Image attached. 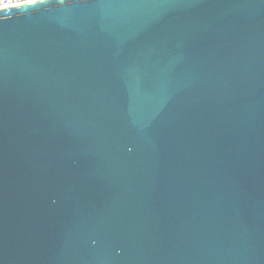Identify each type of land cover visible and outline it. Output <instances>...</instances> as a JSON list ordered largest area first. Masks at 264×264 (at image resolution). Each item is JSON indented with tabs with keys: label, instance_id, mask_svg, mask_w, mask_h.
I'll return each mask as SVG.
<instances>
[{
	"label": "water",
	"instance_id": "water-1",
	"mask_svg": "<svg viewBox=\"0 0 264 264\" xmlns=\"http://www.w3.org/2000/svg\"><path fill=\"white\" fill-rule=\"evenodd\" d=\"M0 264H264V0L0 10Z\"/></svg>",
	"mask_w": 264,
	"mask_h": 264
},
{
	"label": "built area",
	"instance_id": "built-area-1",
	"mask_svg": "<svg viewBox=\"0 0 264 264\" xmlns=\"http://www.w3.org/2000/svg\"><path fill=\"white\" fill-rule=\"evenodd\" d=\"M40 0H0V10Z\"/></svg>",
	"mask_w": 264,
	"mask_h": 264
}]
</instances>
